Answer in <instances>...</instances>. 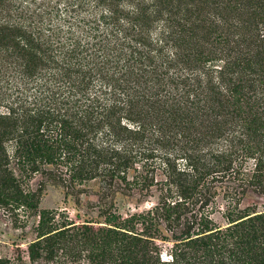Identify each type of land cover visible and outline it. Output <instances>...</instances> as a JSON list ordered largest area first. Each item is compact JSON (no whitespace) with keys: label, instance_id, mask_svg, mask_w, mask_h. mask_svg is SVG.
I'll return each instance as SVG.
<instances>
[{"label":"trees","instance_id":"trees-1","mask_svg":"<svg viewBox=\"0 0 264 264\" xmlns=\"http://www.w3.org/2000/svg\"><path fill=\"white\" fill-rule=\"evenodd\" d=\"M13 160L68 188L98 179L103 225L57 226ZM134 189L153 204L123 216L115 197ZM250 192L264 0H0V207L39 214L30 264H264Z\"/></svg>","mask_w":264,"mask_h":264},{"label":"rangeland","instance_id":"rangeland-1","mask_svg":"<svg viewBox=\"0 0 264 264\" xmlns=\"http://www.w3.org/2000/svg\"><path fill=\"white\" fill-rule=\"evenodd\" d=\"M12 167L20 178L24 188L40 193V203L38 212L43 210L56 213L55 223L61 226L65 222L83 223L87 220L93 221L94 227L103 225L106 216L102 212V202L99 196V181H84L76 183L75 188L64 187L55 184L46 178L41 172L23 171L13 160ZM162 177V176H159ZM128 194L119 193L114 200V209L126 216L128 213L142 211L151 208L155 199L154 196L142 195L138 189L127 190ZM220 202H223L220 200ZM251 207L252 209H264V194L250 192L243 204L242 209ZM39 214L23 218V212L9 207H0V254L13 260L22 258L24 264H30L28 257V241L37 237V223ZM214 219L219 224L227 222L225 217L215 212ZM25 219V221H23ZM140 227V226H139ZM163 234H168L169 230L165 222L161 223ZM171 239V238H170ZM163 254L171 245L170 242L159 240Z\"/></svg>","mask_w":264,"mask_h":264}]
</instances>
